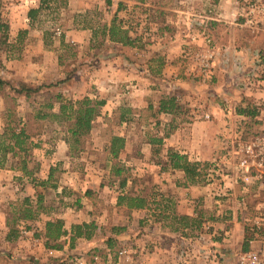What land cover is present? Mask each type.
<instances>
[{
	"label": "crops",
	"instance_id": "1",
	"mask_svg": "<svg viewBox=\"0 0 264 264\" xmlns=\"http://www.w3.org/2000/svg\"><path fill=\"white\" fill-rule=\"evenodd\" d=\"M90 1L65 0V3L62 4L58 0H0V14L3 13L8 17L9 24L7 41L1 37V42L3 45L6 44V47L20 45L21 42L23 43L22 37L28 35L24 44H27L29 40L38 43L39 54L32 61L41 62L39 56L44 55L51 59L56 57L57 63L63 56V54H58L61 44L64 43L74 49L72 55H74L75 61L80 64L75 75L66 77L63 74L61 76L58 71V74L52 78L44 75L37 76L35 82H51L52 80L62 82L63 80V92L58 93L56 98L61 95L62 98L72 101L76 107V103L85 97L98 100L100 91L95 90L94 83L112 84L109 87L114 88L113 92L103 97L105 98L104 104L99 108V114L93 120L94 127L96 123L102 121H104V127L109 125V121L114 122L111 125L114 130L109 136L107 134L106 141L102 140L105 142L104 144L95 142L97 139L94 138L93 130L89 137L81 138L78 147L65 137L45 140L33 138L35 143L30 144V149L31 147H41L42 152L49 155L48 159L42 162L37 161V166L34 168L27 165L26 170H22L17 163L14 166L8 165L6 168H0V264L4 260L10 264H68L71 255L81 252L74 251L79 248L78 243L81 246H94L101 242L107 245L111 240H118L112 230L109 232L107 230L112 219L125 214L134 217L137 213L146 212L149 207L129 208L126 204L119 203V197L122 194L133 192L132 188H126L131 183L128 174H131L130 164L134 157L129 151L131 139L125 128L129 127L137 118L138 108H155L157 115L161 113L160 118H171L172 114L162 113V111L158 113V109L162 101L170 97L177 99L180 94L188 98L191 105L204 106L203 109L211 113V118H196L193 122L186 121L176 124V119L173 116L175 127L163 138H160L162 142L164 140L163 149L167 154L170 151H176L185 155L190 161L202 164H211L214 161H222L224 164L232 162L233 164L235 160L233 151H231V147H227L231 144L233 149V141H236L240 136L244 137L246 125L253 119L241 111L246 110L250 104L257 107L259 111L255 117L258 121V124H255L256 130L264 131V20L254 26L245 24L242 16L243 8L237 3V0H173L175 2L173 8L166 6L164 2L161 4L163 0H104L105 4H110L108 7H112L111 10H104L101 5L92 7V4L88 3ZM122 1H125L128 15L138 4L149 6L153 2L160 1L159 15L166 16L158 24L161 36L157 42L160 48L165 45L166 51H160L156 56H149L144 60L140 70L135 68L134 62L137 61L134 58H129L127 55L120 56L114 51L101 50L112 47L121 48L128 53L131 48H135L133 45L137 41V35L133 29L130 30L120 24L122 29L129 31L131 43L123 44L114 41L109 34L113 17L110 18V21L102 18L103 11L104 13L110 11L111 16L118 12L117 15L120 16L122 10L118 11V9L120 4H124ZM182 4L183 6H181ZM31 9L39 10L33 19L30 16ZM149 9L151 10V8ZM93 11L99 13L98 19L91 14ZM53 12L56 14L55 20L46 26L44 23L47 20H53V17L50 19ZM183 13L190 14L191 21H187ZM147 15L150 21L151 17L149 14ZM204 17H206V24L202 23ZM41 21L43 24L38 26L37 24ZM194 21L196 25L192 23ZM199 24H201V28L208 29L210 32L209 38L204 43H198L200 46H204L205 58L208 56L206 77L196 74V67L193 64L194 61L202 62L203 57L201 58L199 55L188 57L183 53L185 49L193 46L194 42L191 41L190 36L198 29ZM151 25L150 22L147 26L150 30ZM0 36H2L1 30ZM202 40L203 38H200L199 41ZM1 42L0 46H2ZM148 45L149 42L148 44L144 42L143 47ZM9 59L10 62L18 61L17 57L13 58V56H9ZM7 60L8 56L5 55V64ZM49 62L51 61H44V64L48 65ZM125 65L134 67L130 68ZM189 68H191L189 74L184 76L182 71ZM172 77L174 82L168 87ZM208 77H210L209 80L206 79ZM134 79L141 81L142 93L135 92L137 89L133 88L129 95L123 94L119 89V84ZM152 79L162 80L161 86L166 88V90H158L157 100L150 99L151 93L147 81ZM202 80H204V84H202ZM126 96L127 99H125ZM30 98L24 94L22 96L23 103ZM51 103L54 104V107H48L47 110L58 112L60 103L55 98ZM39 108L33 107L25 110L35 113ZM30 111L26 113L22 111L25 113L23 116L26 117ZM43 121L42 124L47 125L46 119ZM150 121L148 126L149 131L152 132L158 128L156 124L158 122L156 118ZM156 133H159V130H156ZM115 135L125 138L124 147L118 157H114L111 152V139ZM154 139L148 138L146 141L147 146L140 156L145 160L152 158ZM92 153L96 154L95 159L91 157ZM10 156L9 154L8 159ZM101 156H104L106 160H101ZM33 162L35 163V160ZM116 168L121 169L120 174L116 173ZM164 168L163 176L166 180H170V184L166 183L165 185L174 188L178 194L177 205L180 213L197 215L200 205L197 208L194 202H200L203 205V202L206 201L210 202L211 206L214 201L212 195H215V187L212 183H202V181L184 184L186 173L183 169L172 168L169 162ZM5 171L12 172L15 179L25 180L27 175L30 178L26 180L22 189H19L17 184L12 188L11 182L6 179L3 173ZM228 171L223 173L226 183L215 189L223 194L241 191L242 184H239L237 180L235 169ZM117 178L119 179L117 180ZM123 181L125 182L122 183ZM69 190L70 195L67 198ZM5 194H12L14 199L22 194L31 198L34 219L24 220L25 218L18 217V223L31 224L34 241L44 239L46 251H43L41 246L39 249L36 246L34 251H2L3 241L12 240L10 220L6 212L9 203L5 202L7 195L3 198ZM187 198L190 200L189 203ZM150 200L152 201L151 196ZM40 205L49 209L47 214L38 212ZM62 206H67V210L60 211ZM37 213L39 216L35 217ZM59 219L63 220V229L65 230V233L58 238L62 247L56 248V251H49L45 236L47 222ZM198 219L201 221L202 228H205L202 237L206 240V252L214 254V251H218L219 256L224 257L248 249L243 244L246 239V229L238 223L237 219L229 221L223 216L215 218L214 216L212 218L201 216ZM84 223L93 224L89 231V237L84 235L76 237L74 226ZM119 223L118 220L117 224ZM228 224H231V229L226 227ZM207 226L211 229L210 232L206 230ZM219 228L223 231L219 233L220 238L217 239ZM166 230L169 236L175 238V241L172 242L173 246L170 244L169 247H166L167 241H160L158 245H152L150 241L153 240V236L149 234L146 239L148 243L144 247L143 253L147 258L157 264L211 263V260L208 261L207 254L200 255L198 247L189 248L190 251L184 250L181 242L187 238L184 236L187 233L186 230L183 231L181 228L178 230L166 228ZM84 231H87L86 228ZM106 232L109 233L107 239L101 241L102 235H105ZM166 236L162 231L158 238L167 240ZM197 236L199 237V235ZM50 241L52 239L47 243L51 244Z\"/></svg>",
	"mask_w": 264,
	"mask_h": 264
},
{
	"label": "rangeland",
	"instance_id": "2",
	"mask_svg": "<svg viewBox=\"0 0 264 264\" xmlns=\"http://www.w3.org/2000/svg\"><path fill=\"white\" fill-rule=\"evenodd\" d=\"M58 2H62V4L65 3V0H58ZM124 4H122L118 11L122 10L120 13V16L117 15L118 12L114 15H110V11L107 13H104L103 11V19H106L107 21H110V18L114 19L117 18V23L122 24L125 28H128L130 30H134V33H136L137 41L135 42V45L131 48L130 52H126L122 50L121 48H103L102 51H114L115 53H118L120 56H128L129 58H134L137 62H134L135 68L141 69V66L144 63L145 59H148L150 56H156L157 53H160V51H166V46L163 45L161 48L160 45L157 43L159 40V36H161V33L158 30V24L161 23L162 19L166 18L165 15L160 16L159 15V9L160 8V1H157L156 3L153 2L152 5L146 6L143 4H138L137 7L133 8L130 11V14L128 15V10H126V4L125 1H122ZM164 4L170 8L174 7L175 2L173 0H163ZM92 4V7H95V5H101L104 10H111L112 7H108L110 4H105L104 0H91L90 2ZM94 5V6H93ZM183 6V4L181 5ZM151 8V10L149 9ZM185 8V7H184ZM9 11V9H8ZM150 15L151 19L147 18V14ZM92 15H95L98 19L99 13L96 11L91 13ZM184 18L187 21H191L190 17H192L190 14L183 13ZM55 12L51 14V18L53 17V20H47L44 24L50 25L51 22L55 20ZM186 15V16H185ZM116 16V17H115ZM148 19L146 21V18ZM204 19V22L206 24V17L202 18ZM152 23L151 30L147 28L149 23ZM42 21L38 23L37 25L40 26ZM104 23V21H102ZM195 23L196 22H192ZM5 25L8 26V17L4 16L3 13L0 14V26ZM201 24H199L198 29L194 33H192L191 41H193V46L187 48L184 50V54L188 57L199 55L201 58L203 57V61H194V65L196 67L195 73L198 74L201 77H206L208 71L207 67V59L208 56L205 58L203 51L204 46H200L198 43H204L205 40H207L210 36V32L208 29H204L200 27ZM3 26V29L4 27ZM153 28V29H152ZM185 32V31H184ZM183 32V33H184ZM193 32V31H191ZM7 34L8 33V27H7ZM2 35V31H1ZM26 37H22L23 43L21 42L20 45H16L15 47H6V44H2L1 37L0 36V42L2 46H0V131L3 130L5 125V112L7 108H16L19 115L23 117V121H27L29 124V127H33L32 129L36 128L40 123L44 122L41 119H37L35 117V113L28 112L26 117L23 116L27 111L25 109L27 108H37V107H43L48 102H52L53 98H55L56 101L59 103L64 100L68 101L67 99H64L61 97V100L56 98V95L58 93L63 92V80L62 82L52 80L51 82H35V78L37 76H52L55 77V74H59L63 76V74L67 77L70 75H75L76 72H78V69L80 67V64L75 61L74 55V49L70 48L66 44H61L60 51H58V54H63L62 58L59 59V62L57 63L56 57L53 59L47 58L44 55H40L39 59L41 62H34V60L37 55L39 54L38 51V43L37 41H31L27 42V44H24L26 39L28 38V35H25ZM145 38H144V37ZM200 38H203L202 41H199ZM199 41V42H197ZM148 44L149 47H143V44ZM197 43V44H196ZM137 46V47H136ZM151 47V48H150ZM121 49V50H120ZM198 53V54H197ZM5 55L8 56L7 63H4ZM203 55V56H202ZM9 56H13V58L17 57L18 61L10 62ZM188 59V58H187ZM51 61L49 64H44V61ZM53 60V61H52ZM121 64V62H120ZM124 65V64H123ZM109 66V65H106ZM127 67H134L125 65ZM191 68L185 69L182 71L184 76H187L189 74ZM103 70V69H102ZM207 80L210 79V77L206 78ZM173 80V81H172ZM174 82V78L172 77L169 80V85H171ZM111 83V82H110ZM140 83V85H138ZM149 90L151 93L150 99L157 100L158 97V90H166V88H163L161 86L163 84L162 80H151L147 81ZM208 84V82H205ZM202 84H204V80H202ZM112 84L105 85L104 83L102 85L99 84H93V87H95V90L100 91L98 95V100H104L106 95H108L110 92H113V87H109ZM119 89L122 90L123 94L129 95L131 93V89L136 88L135 92L142 93V87H141V81L139 79H134L131 81H123L119 84ZM167 87V86H166ZM23 88H30L31 90L30 94L28 95L25 91L18 92L17 90H21ZM207 90V89H205ZM203 91V90H201ZM172 93V91H170ZM30 96L31 98L28 99L26 102L23 103L22 96ZM13 97H16L14 99ZM86 98V97H85ZM84 99V98H83ZM82 99V100H83ZM127 99V96L125 97ZM127 103V102H125ZM177 106L173 111H163L162 113L166 114H172L174 118L176 119V124L182 123V122H193L196 118L205 119L204 115L206 110H204V106H195L191 105V101L188 98H185L184 95L180 94V96L176 99ZM42 105V106H40ZM77 107L80 105L79 103H76ZM76 107V106H75ZM160 108V107H159ZM21 111H20V110ZM47 110V108H46ZM24 111V112H22ZM48 111V110H47ZM159 111V109H158ZM137 118L134 120V122L129 125V127L125 128V131L130 135L131 144L129 147V151L131 155L134 157L132 159V162L130 164L131 167V174L129 176V179L131 180L130 186H126V188H132L131 191L133 192H140L141 194H146L151 196L152 202L149 208H147L146 212L143 213H137L134 217L129 216L128 214H125L120 217H116L115 219H112L111 222H109L107 230L108 232L112 230L115 235H117L118 240H111L105 245L101 241H105L107 239L109 233L106 232L105 235H102V240L100 241V244H96L94 246L89 245H83L81 246L79 243V248L74 251H81L77 252L74 255H71L68 259V264H71V260H74L75 258L83 256L86 259L87 264H124V262L121 261L119 257V251H131L133 253V257L135 258H142V259H148L143 253H144V247L147 245V235H152L153 240H151L152 245H158L160 241H167V246L169 247L170 244L172 245V242L175 241V238L173 236H169L166 228L178 230L179 228L183 229V231H187L184 236L187 238L183 240L182 247L184 250L190 251L189 248H196L198 247V251H200V255L207 254L209 256V260H211L210 264H235L237 261V257L241 251H238L237 253L233 254L232 256H219L218 251H214V254L212 252H206V240L202 237L204 234L205 228H202V225L199 226V217L203 218H212L215 217H221L223 216L224 219L227 218V220L232 221L233 219H237L239 224H242V226L246 229V239L243 242L244 247L250 248L251 243L250 239L253 237V222L250 221V219H254L256 215H259L260 213L264 216V189H261L259 185L256 183H252L249 186L248 192H242L237 191L233 194H223L221 191L217 192V187L222 186L226 181L223 179V173H227L229 169H235L237 173V156L233 153V156L235 160L229 164V162L222 161H214V163H211L208 167L205 168V171L207 172L206 178L202 183H212L214 185V192L215 195H212V200L214 198V201L211 203H207L206 201L203 202V205L200 204V202H194L196 207L198 208L200 205V208H198L197 215H188V214H182L178 210L177 205V196L174 188L168 186L166 187V183L170 184V180H166L164 178V167L168 164L169 161V154L166 153L163 149L164 147V140L163 142L154 141L152 143V158L145 160L143 157H140L142 155V152L144 151V148H146L147 140L148 138H163L167 134V132H171L173 128L175 127V123L173 122V116L166 118H160L162 115L160 111L156 114L155 108H146L141 109L138 108ZM130 114V113H128ZM134 114V113H133ZM211 114V113H210ZM157 115V116H156ZM161 115V116H160ZM134 116V115H133ZM156 116V117H155ZM212 116V115H211ZM153 118H156V121L158 123L156 130H159V133H156V130H152V132L149 131V124L150 120ZM114 122L109 121V125L107 124L106 127H104V121L96 123L95 127H93V135L94 138L97 139L95 142L98 144H101L103 141H106L108 139V136L111 134V132L114 130L113 125ZM167 123V124H166ZM46 124L44 128L42 129L41 134L35 136V139L38 138L45 140L50 138H63L67 135H70V133L67 131V123L64 121H61L59 119H53L51 117L46 118ZM260 130H256V126H252L250 129L249 137H252L255 135L256 132H259ZM264 132V131H263ZM150 133V135H149ZM108 134V136H107ZM162 134V135H161ZM259 134V133H257ZM157 135V136H154ZM150 136V137H149ZM89 137V136H87ZM103 140V141H102ZM71 141V140H70ZM72 143H74L72 141ZM103 142L102 144H104ZM232 149V145L230 144L229 147ZM10 158L5 161V166H0V168H6V166L11 165L14 166L16 163L18 166L22 169L20 159L22 158L19 155L13 156L10 153ZM22 155V154H21ZM91 157L94 159L97 157L95 153L91 154ZM167 157V158H166ZM49 155L44 152H42L41 147H31L28 154H24V159H26L28 162L26 165H30L32 168L37 166V161L42 162L45 159H48ZM101 160H106L104 156L100 157ZM35 160V163L33 162ZM144 162V163H143ZM105 163V162H103ZM232 165V166H231ZM203 167V166H202ZM24 170V169H22ZM229 172V171H228ZM5 174V177L8 181L11 182L10 186L13 188L15 184L18 185L19 189H22L24 187V183L28 178H30L28 175L25 176V180L21 179H15L13 178V174L10 171L3 172ZM231 173V172H230ZM8 174V175H7ZM60 177V175H59ZM231 178V177H229ZM119 178H117L118 180ZM174 179V178H173ZM237 180L239 181V184H242L240 178L237 177ZM232 182V181H231ZM174 183V182H173ZM172 184V182H171ZM236 187V186H235ZM232 187V188H235ZM70 190L68 191L66 197L68 198L70 195ZM14 194V193H13ZM166 194V195H165ZM6 197L5 202L9 203L7 208V214L8 218L10 220V233H12V240L11 241H3V246H1L3 249L2 251H34V249H39L40 246L43 251H46L44 249V239H41L40 241H34L33 234H32V225L31 224H20L19 222V215H23L26 211V208L31 207V198L29 196H26L24 194L18 196L17 199H14V196L12 194H5L3 198ZM165 195V197H164ZM215 196V197H213ZM166 198V200H164ZM29 199V201H26ZM245 200L246 206L243 202ZM162 201V202H160ZM216 201V202H215ZM187 202L189 203L190 200L187 198ZM215 203V206L213 204ZM42 204V203H41ZM209 205V206H208ZM217 206V207H216ZM49 209L46 206L40 205L38 208V212H43L44 214H47V211ZM67 210V206H62L60 208V211ZM67 213V211H66ZM65 213V214H66ZM70 215V213H68ZM178 215H187L190 217V219H181ZM39 214H35V217H38ZM34 218L30 219H24V220H32ZM118 220L120 221L119 224ZM198 222V223H197ZM241 222V223H240ZM226 227L231 229V224H228ZM75 229V228H73ZM92 228L86 229L90 231ZM207 231H211L209 227H206ZM219 232H217V239L220 238L219 233H222L223 230L221 228L218 229ZM162 231L167 235V240H160L158 236L162 234ZM47 232V229H46ZM118 233V234H116ZM195 235V236H194ZM199 235V237L197 236ZM47 237V235H45ZM194 236V237H193ZM226 237V235H225ZM10 238V239H11ZM228 238V237H227ZM51 238H46V245L48 246L49 251L54 250L56 251L57 247L56 245L59 244L62 247V243L59 241V239H52L51 244L47 243L48 240ZM73 242V241H72ZM263 242L262 239H256L254 246H260ZM35 243V244H34ZM194 243V244H193ZM198 244V246H197ZM263 244V243H262ZM98 245H101L100 247ZM243 251V250H242ZM97 257V259H96ZM203 257V256H202ZM6 259V258H5ZM13 260V258H11ZM206 259V258H205ZM207 260V259H206ZM205 260V261H206ZM215 261V262H214ZM207 262V261H206ZM210 262V261H209ZM2 264H10L8 261L5 262L2 261Z\"/></svg>",
	"mask_w": 264,
	"mask_h": 264
},
{
	"label": "trees",
	"instance_id": "3",
	"mask_svg": "<svg viewBox=\"0 0 264 264\" xmlns=\"http://www.w3.org/2000/svg\"><path fill=\"white\" fill-rule=\"evenodd\" d=\"M142 1V0H141ZM45 3V2H44ZM120 7L121 4L119 5ZM38 9H31L30 16L31 18H35ZM0 26V30L2 31V38L7 41V27ZM109 34L112 40L122 42L123 44L131 43V38L129 37V31L122 29L121 25L117 23V18L112 20V25L109 28ZM64 44V43H63ZM2 83V81H0ZM30 88H23L21 90H17L18 92L25 91L28 95L30 94ZM61 95H58V99L61 100ZM16 99V97H13ZM80 104L78 107H75V104L72 101H64L60 102V110L58 112L47 111L46 108L54 107V104L48 102L43 107H40L35 112V117L37 119L45 120L48 117L53 119H59L67 123V131L70 135H67L65 138L69 141H73L74 144L78 147L81 142L82 137L90 136L91 131L94 127L93 120L99 114V108L104 104L102 100H92L89 97L84 98L83 100L78 101ZM177 106L176 97H170L167 100L162 101L159 111H173ZM150 108V107H149ZM244 114L252 117V121L248 123L244 130V138H249L250 129L255 124H258L257 119L255 118L258 114L257 107L250 104L246 110L241 111ZM5 125L2 131H0V166H5V161L8 159V155L11 153L13 156H17L20 154L22 157L20 159L22 169L26 170L27 160L24 159V154H28L30 150V144H34L35 141L33 138L35 136L41 134L42 129L44 128V124L40 123L36 128L29 127L27 121H23V117L19 115L16 108H7L5 112ZM263 131L256 132L262 133ZM155 141L161 142L160 139H154ZM125 138L122 136L115 135L111 139V152L114 157H118L120 151L124 147ZM22 154V155H21ZM169 163L172 168L183 169L186 173V181L184 184L190 183H199L205 180L207 172L205 168L211 165L210 163H200L195 161H190L185 155H182L176 151H170L169 154ZM203 166V167H202ZM116 173L120 174L121 169L116 168ZM123 181L122 183H124ZM26 201H29L27 199ZM150 196L146 194L136 193V192H126L119 197L120 204H126L129 208H146L149 206ZM181 219H190L187 215H178ZM19 217L30 219L34 217V211L31 207L26 208V211L23 215H19ZM199 221V226H201V221ZM198 223V222H197ZM64 222L59 219L56 221H48L47 222V237L51 239H58L62 234L65 233L63 229ZM93 227V224L84 223L80 225L74 226L75 236H86L89 237L90 233L87 230L84 231V228L89 229ZM57 247H61V245L57 244Z\"/></svg>",
	"mask_w": 264,
	"mask_h": 264
},
{
	"label": "built area",
	"instance_id": "4",
	"mask_svg": "<svg viewBox=\"0 0 264 264\" xmlns=\"http://www.w3.org/2000/svg\"><path fill=\"white\" fill-rule=\"evenodd\" d=\"M243 8L244 23L254 26L264 20V0H237ZM205 119L211 118L210 113H205ZM233 153L237 156V176L243 182V192L249 191L252 183L264 189V132L249 138L240 136L233 141ZM245 206L247 205L243 200ZM253 222V237L250 239L251 247L241 251L235 264H264V216L256 215ZM256 239H262L263 244L254 246ZM186 253V251H183ZM119 257L124 264H157L148 259L135 258L131 251H119ZM97 259V257H96ZM71 264H87L81 256L71 260Z\"/></svg>",
	"mask_w": 264,
	"mask_h": 264
}]
</instances>
